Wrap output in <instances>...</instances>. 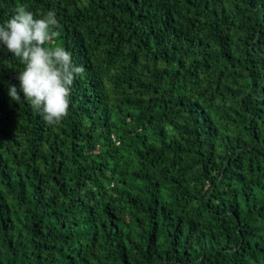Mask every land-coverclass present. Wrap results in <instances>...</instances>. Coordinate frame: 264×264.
Segmentation results:
<instances>
[{"label":"trees","instance_id":"16d2710c","mask_svg":"<svg viewBox=\"0 0 264 264\" xmlns=\"http://www.w3.org/2000/svg\"><path fill=\"white\" fill-rule=\"evenodd\" d=\"M18 4L85 72L48 125L0 47V264H264V0Z\"/></svg>","mask_w":264,"mask_h":264},{"label":"clouds","instance_id":"9594fccd","mask_svg":"<svg viewBox=\"0 0 264 264\" xmlns=\"http://www.w3.org/2000/svg\"><path fill=\"white\" fill-rule=\"evenodd\" d=\"M61 27L54 10L37 15L24 4L16 5L0 23V47L23 65L16 77L19 88L9 84V96L17 103H29L52 126L68 116L75 77L85 72L57 42Z\"/></svg>","mask_w":264,"mask_h":264}]
</instances>
